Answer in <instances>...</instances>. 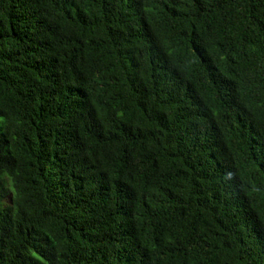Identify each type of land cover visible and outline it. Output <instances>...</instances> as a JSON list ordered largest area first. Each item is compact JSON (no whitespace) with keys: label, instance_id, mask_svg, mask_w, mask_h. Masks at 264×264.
Returning <instances> with one entry per match:
<instances>
[{"label":"trees","instance_id":"16d2710c","mask_svg":"<svg viewBox=\"0 0 264 264\" xmlns=\"http://www.w3.org/2000/svg\"><path fill=\"white\" fill-rule=\"evenodd\" d=\"M0 264H264V0H0Z\"/></svg>","mask_w":264,"mask_h":264}]
</instances>
